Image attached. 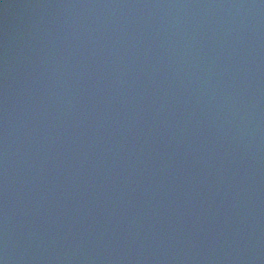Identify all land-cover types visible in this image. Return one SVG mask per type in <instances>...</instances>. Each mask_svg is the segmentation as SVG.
I'll list each match as a JSON object with an SVG mask.
<instances>
[{
  "label": "water",
  "instance_id": "1",
  "mask_svg": "<svg viewBox=\"0 0 264 264\" xmlns=\"http://www.w3.org/2000/svg\"><path fill=\"white\" fill-rule=\"evenodd\" d=\"M0 264H264V0H0Z\"/></svg>",
  "mask_w": 264,
  "mask_h": 264
}]
</instances>
